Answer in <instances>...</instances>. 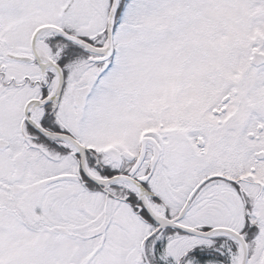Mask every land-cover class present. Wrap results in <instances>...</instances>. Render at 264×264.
I'll use <instances>...</instances> for the list:
<instances>
[{
  "label": "snow or ice",
  "instance_id": "6c2138e0",
  "mask_svg": "<svg viewBox=\"0 0 264 264\" xmlns=\"http://www.w3.org/2000/svg\"><path fill=\"white\" fill-rule=\"evenodd\" d=\"M0 264H264V0H0Z\"/></svg>",
  "mask_w": 264,
  "mask_h": 264
}]
</instances>
